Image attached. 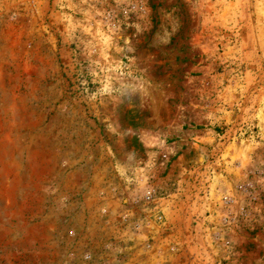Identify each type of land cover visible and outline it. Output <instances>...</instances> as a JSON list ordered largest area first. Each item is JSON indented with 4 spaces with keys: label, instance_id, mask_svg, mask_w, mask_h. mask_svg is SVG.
<instances>
[{
    "label": "rangeland",
    "instance_id": "1",
    "mask_svg": "<svg viewBox=\"0 0 264 264\" xmlns=\"http://www.w3.org/2000/svg\"><path fill=\"white\" fill-rule=\"evenodd\" d=\"M0 264H264V0H0Z\"/></svg>",
    "mask_w": 264,
    "mask_h": 264
}]
</instances>
